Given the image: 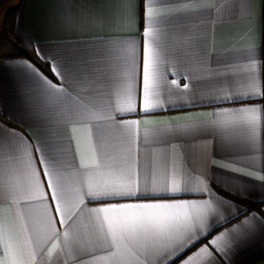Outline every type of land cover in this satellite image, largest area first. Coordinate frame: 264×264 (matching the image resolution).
Masks as SVG:
<instances>
[{
	"label": "snow or ice",
	"instance_id": "6c2138e0",
	"mask_svg": "<svg viewBox=\"0 0 264 264\" xmlns=\"http://www.w3.org/2000/svg\"><path fill=\"white\" fill-rule=\"evenodd\" d=\"M193 2L105 0L60 18L69 31L117 30L135 16L138 40L61 45V55L26 40L52 76L30 60L15 65L40 100L31 115L67 134L39 140L0 127V264H234L255 239L256 213L225 225L243 215L232 194L264 183L210 180L195 167L200 142L206 157L215 141L229 158L218 167L264 182V46L212 51L213 19H250L252 0H235L225 17ZM186 108L211 111L155 121Z\"/></svg>",
	"mask_w": 264,
	"mask_h": 264
},
{
	"label": "crops",
	"instance_id": "0c3cea01",
	"mask_svg": "<svg viewBox=\"0 0 264 264\" xmlns=\"http://www.w3.org/2000/svg\"><path fill=\"white\" fill-rule=\"evenodd\" d=\"M105 0H21L15 10L14 20L11 24L10 38L4 43L3 50L0 52V127L10 125L12 129L18 132H28L34 139L50 140L67 134L63 126L49 127L41 124L33 118L31 112L38 108L40 104L39 97L34 91H29L30 85L25 78V70L15 65L22 61H31L38 65L49 78L48 65L41 61L33 48L26 43L28 38L32 43L45 52L57 55L65 54V50L58 47L61 45L81 44L85 42L101 39H110L116 37L139 39V33L143 31L138 28L135 16L117 30L110 28H101L94 25H84L73 28L69 31L62 26L61 16L69 8L72 13H88L94 5H99ZM216 5L213 12L214 17H225L236 15L235 0H194L193 7H206ZM157 11L174 12L175 9H161ZM188 28L195 29L196 21H184ZM212 51L213 53H223L232 48L248 47L251 44L264 46V0H252L251 18L236 19H213L212 22ZM180 33H177L179 36ZM257 72H260L259 64ZM170 79L173 77H169ZM187 81L181 80L183 85ZM210 87V85H205ZM257 103L259 101H256ZM210 108H186L183 111H165L155 117V121L167 124L172 118L185 116L188 114L207 113ZM182 122V121H181ZM143 129V125L141 126ZM83 136V133H81ZM82 148L87 149L86 142L82 141ZM197 158L195 167L197 172H205L209 179L216 173L235 176L240 181H245L250 185H259L261 181L255 180L251 176H245L240 173L227 171L225 168L218 167L219 164H228L229 158L216 150L215 141L207 149L205 157L204 142L197 146ZM246 161L242 160L236 164L237 167H243ZM257 166H261L260 156L256 157ZM214 184V181H213ZM215 186V184H214ZM217 191H223L217 187ZM264 198V189L260 187L249 188L247 196L232 194L231 199L238 203L239 209L243 215H238L231 224L225 227L237 225L240 221L256 213L261 220H264V204H261L260 210L250 209L243 199L258 202V199ZM9 220L13 229L14 236L18 231L16 222L11 213ZM258 232L255 239L245 248H242L233 258L234 264H264V225L257 221ZM218 231H223L219 229ZM16 243L22 241L17 237ZM104 264V262H101ZM220 264H225L223 260Z\"/></svg>",
	"mask_w": 264,
	"mask_h": 264
},
{
	"label": "rangeland",
	"instance_id": "374dc122",
	"mask_svg": "<svg viewBox=\"0 0 264 264\" xmlns=\"http://www.w3.org/2000/svg\"><path fill=\"white\" fill-rule=\"evenodd\" d=\"M21 0H5L3 5H0V52L3 50V45L10 38V24H3V19L8 11L16 10Z\"/></svg>",
	"mask_w": 264,
	"mask_h": 264
},
{
	"label": "trees",
	"instance_id": "16d2710c",
	"mask_svg": "<svg viewBox=\"0 0 264 264\" xmlns=\"http://www.w3.org/2000/svg\"><path fill=\"white\" fill-rule=\"evenodd\" d=\"M4 1L5 0H0V5H3ZM14 15H15V11L10 9L3 19V24H10L11 25L13 23V20H14ZM243 202L246 203L250 209H255V210H260V207L262 204L259 202H254V201H250V200H246V199H243Z\"/></svg>",
	"mask_w": 264,
	"mask_h": 264
}]
</instances>
